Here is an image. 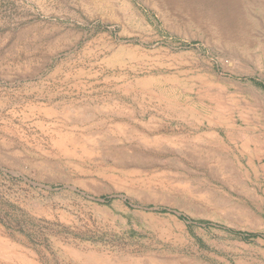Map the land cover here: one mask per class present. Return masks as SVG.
Here are the masks:
<instances>
[{
    "label": "rangeland",
    "instance_id": "obj_1",
    "mask_svg": "<svg viewBox=\"0 0 264 264\" xmlns=\"http://www.w3.org/2000/svg\"><path fill=\"white\" fill-rule=\"evenodd\" d=\"M208 3L0 0V264H264V0Z\"/></svg>",
    "mask_w": 264,
    "mask_h": 264
},
{
    "label": "bare ground",
    "instance_id": "obj_2",
    "mask_svg": "<svg viewBox=\"0 0 264 264\" xmlns=\"http://www.w3.org/2000/svg\"><path fill=\"white\" fill-rule=\"evenodd\" d=\"M200 1V0H199ZM208 1L211 6V13H216L218 16L222 15L224 19H228L231 14L232 0H201V2ZM240 8V7H239ZM191 10V9H190ZM236 11V10H235ZM240 12V9H239ZM234 19V18H233ZM224 21V20H223ZM214 22V21H213ZM229 23V22H228ZM64 140V139H63ZM62 142V141H61ZM67 145V144H66Z\"/></svg>",
    "mask_w": 264,
    "mask_h": 264
},
{
    "label": "trees",
    "instance_id": "obj_3",
    "mask_svg": "<svg viewBox=\"0 0 264 264\" xmlns=\"http://www.w3.org/2000/svg\"><path fill=\"white\" fill-rule=\"evenodd\" d=\"M180 218L184 220V217H181V216H180ZM248 236L252 238V237L255 236V234H248Z\"/></svg>",
    "mask_w": 264,
    "mask_h": 264
}]
</instances>
